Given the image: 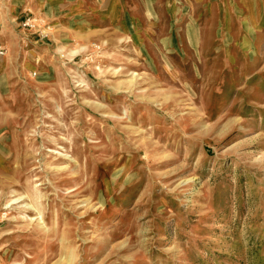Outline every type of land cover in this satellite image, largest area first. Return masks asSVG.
I'll use <instances>...</instances> for the list:
<instances>
[{"label": "rangeland", "instance_id": "1", "mask_svg": "<svg viewBox=\"0 0 264 264\" xmlns=\"http://www.w3.org/2000/svg\"><path fill=\"white\" fill-rule=\"evenodd\" d=\"M0 264H264V0H0Z\"/></svg>", "mask_w": 264, "mask_h": 264}, {"label": "built area", "instance_id": "2", "mask_svg": "<svg viewBox=\"0 0 264 264\" xmlns=\"http://www.w3.org/2000/svg\"><path fill=\"white\" fill-rule=\"evenodd\" d=\"M4 52V49L0 46V54H3Z\"/></svg>", "mask_w": 264, "mask_h": 264}]
</instances>
